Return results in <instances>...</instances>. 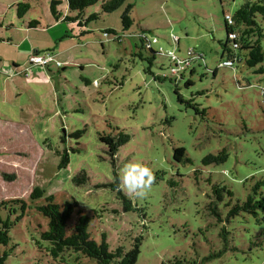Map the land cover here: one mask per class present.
I'll return each instance as SVG.
<instances>
[{"label":"rangeland","instance_id":"rangeland-1","mask_svg":"<svg viewBox=\"0 0 264 264\" xmlns=\"http://www.w3.org/2000/svg\"><path fill=\"white\" fill-rule=\"evenodd\" d=\"M52 1L59 2L57 23ZM246 1L257 0H127L110 14L99 3L84 13L97 20L82 29L63 21L77 16L66 0H0V202L28 200L35 186L59 205L76 202L92 218L97 242L105 234L109 249L129 252L140 241L135 264H264L261 225L249 216L225 221L226 205L244 201L264 181V74L219 64L227 59L220 58L224 16ZM18 4L27 6L21 16ZM128 5L132 23L124 30ZM31 22L38 26L29 28ZM149 46L155 55L147 73ZM34 55L44 64L31 65ZM173 56L196 61L195 73L175 82ZM120 133L129 141L112 160L99 137ZM178 147L185 150L181 163L172 157ZM64 152L69 163L59 169ZM210 155L227 157L204 164ZM129 161L153 171L143 197L121 187L120 170ZM82 173L86 179L77 184ZM214 186L225 189L221 201ZM26 217L10 244L0 245V256L16 246L5 264H51L36 245L38 219L43 227L46 219ZM77 257L72 253L65 264Z\"/></svg>","mask_w":264,"mask_h":264},{"label":"trees","instance_id":"trees-1","mask_svg":"<svg viewBox=\"0 0 264 264\" xmlns=\"http://www.w3.org/2000/svg\"><path fill=\"white\" fill-rule=\"evenodd\" d=\"M127 0H66L67 9L70 12L76 13L75 18H64L63 21L73 22L77 24L79 28H84L88 22L97 20L98 15L92 14L88 18L84 19L85 11L100 3V11L102 14H110L121 8ZM59 2H51V13L56 21H61V16L57 11L56 5ZM26 4H18V16L23 14L22 10L26 9ZM132 6L128 5L122 14L121 21L124 30L128 29L132 20L129 17ZM226 16V15H225ZM224 16V30L225 41L221 43L222 54L227 59L235 57V61L232 67H236L238 64H244L247 68L252 69L254 74H264V1H246L240 6V8L233 14L232 18L234 25L229 27L226 23ZM38 22H31L28 27L36 28ZM238 27V30H235ZM233 31L238 36V48L233 49L231 42H229L228 34ZM114 31L107 30L105 35H115ZM178 44L177 40L175 41ZM150 56L145 59L148 63V67L145 72L150 73V68L154 61L155 53L149 46L147 49ZM160 55V54H157ZM137 56L144 60L141 53H137ZM196 63L194 60H190V64L185 66L181 71L176 74H171L175 82H179L182 77L188 72L190 75L195 73ZM175 67V62L170 64V68ZM225 68V67H222ZM215 73V72H214ZM161 79V78H160ZM174 82V81H173ZM178 96V101L183 102L182 98L178 94V87L174 90ZM189 100L188 102H190ZM99 140L105 144L108 148L109 156L115 157L119 147L126 144L129 141V137L123 133L118 134L117 137L100 136ZM185 156V150L182 147H178L173 151V160L175 163H181ZM226 155L219 159V156H208L203 162L204 164L224 162ZM69 163V158L66 152L61 156V163L59 169H64ZM85 173L80 174L73 181L77 184L85 181ZM115 186V185H114ZM264 187V181H258L252 188L251 194H249L244 201H236L233 205H226L229 207L225 221L234 219L237 217L249 216L255 223L260 224L262 227L260 236L264 241V193L261 189ZM214 197L217 201H221L220 193L225 189L212 188ZM229 197H232V193L227 191ZM117 195L120 197L124 205L125 211L131 209V203L121 193L119 187L117 189ZM44 198L42 204L37 202ZM77 203H64L59 205L55 203V199L52 195H46V192L39 186L33 187L28 200L13 199L0 202V245L7 247L10 242V233L15 227L23 222L26 216L32 217L34 214L46 219L44 228L38 219V237L36 238V245L39 249L44 248L45 257L49 258L51 264H65V259H68L71 254H75L78 257L75 259V264H83L81 258L85 257L94 260L96 264H135L139 255L140 241L136 240L133 248L129 252H124L123 248L116 247L114 250L109 249V245L106 241V235L101 236V240L97 242L92 238L89 226L91 224V217L79 209ZM210 213L217 218L218 223H223V219L219 214L216 205L210 203L208 206ZM77 215H74V214ZM76 217L72 223V218ZM30 219V218H28ZM228 232L223 228L220 237L226 241ZM255 245L250 244V246ZM16 246H12L9 250L5 251L0 256V264H5L7 258L15 251ZM178 264V263H176Z\"/></svg>","mask_w":264,"mask_h":264},{"label":"clouds","instance_id":"clouds-1","mask_svg":"<svg viewBox=\"0 0 264 264\" xmlns=\"http://www.w3.org/2000/svg\"><path fill=\"white\" fill-rule=\"evenodd\" d=\"M120 172L121 187L137 197H143L155 179L152 169L141 162L129 161Z\"/></svg>","mask_w":264,"mask_h":264},{"label":"built area","instance_id":"built-area-1","mask_svg":"<svg viewBox=\"0 0 264 264\" xmlns=\"http://www.w3.org/2000/svg\"><path fill=\"white\" fill-rule=\"evenodd\" d=\"M225 20H226V23L229 27H232L234 25V21H233L232 16L226 15ZM228 39H229V42H231L232 48L237 49L238 45H239L237 42V40H238L237 33L231 31L228 34ZM189 55H190V53H189ZM172 58H173V59H171L172 63L175 62V67L170 68V71H169L172 74H176L177 72L181 71L185 66L190 64V60H184V61L180 62V61H178L177 57L173 56ZM235 59H236L235 57H232L231 59H226L220 63V66L221 67H232ZM44 61H45V58L38 56V55H34V56L30 57V59H29V62L31 65H42V64H44Z\"/></svg>","mask_w":264,"mask_h":264}]
</instances>
